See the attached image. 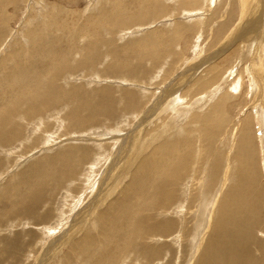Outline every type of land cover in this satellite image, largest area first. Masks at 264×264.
<instances>
[{"label": "rangeland", "instance_id": "rangeland-1", "mask_svg": "<svg viewBox=\"0 0 264 264\" xmlns=\"http://www.w3.org/2000/svg\"><path fill=\"white\" fill-rule=\"evenodd\" d=\"M9 1L0 0V264H201L206 243L200 251L195 237L217 218L202 209V176L222 157L224 193L235 186L245 125L264 183V107L252 85L264 86V30L250 46L239 40L264 0ZM218 106L223 124L211 133Z\"/></svg>", "mask_w": 264, "mask_h": 264}, {"label": "bare ground", "instance_id": "bare-ground-1", "mask_svg": "<svg viewBox=\"0 0 264 264\" xmlns=\"http://www.w3.org/2000/svg\"><path fill=\"white\" fill-rule=\"evenodd\" d=\"M202 1L203 0H181V4H195V5H198V4H201ZM246 1L247 0H243V1L240 2V4H242L244 2L246 3ZM1 3L4 4V5H8V3H10V1L9 0H3V1L1 0ZM128 9L129 10H132V11L142 10L143 9V4H138L137 6L135 5L133 8H128ZM262 12H264V11H262ZM102 16L105 17L106 15L104 14ZM97 18H99V17H97ZM120 18H122V17H119V19ZM63 21L64 20H60V22L57 23V20L55 19L52 23H53V26L54 25H56V26L58 25L57 27H62L63 28V27H66V26H64L65 23ZM262 24H263V27H261ZM243 25H244V23H243ZM245 28H247L248 31L246 30L245 32L241 33L239 40H244L245 42L248 43L247 45L250 46V42L251 41L249 40V37L248 36H256L257 34H261L263 32V30H264V14L261 15V19L255 18V19L251 20V24H249V26L248 27H245ZM189 29L190 28H184V27L183 28L180 27L179 29L176 28V32L178 30V33H175V34L182 35V33L184 31H187ZM220 29L222 30L223 28L221 27ZM91 32H93V31H91ZM92 34H95V33H92ZM148 38H149V39H147L148 41H150V42L154 41V37L148 36ZM251 39H253V38H251ZM153 46H154V48L156 47V45H153ZM251 71L254 72V66H253V68H251ZM109 72L111 74L113 73V71H109ZM56 76L57 75H52L50 78L54 79V78H56ZM254 80L255 81H252L253 82L252 83L253 90L254 89H258L261 92V98L259 96L260 101H258V102L262 105V107H264V91H263L264 90V86L262 84L257 85V83H256L257 79H254ZM175 82L174 83L173 82L170 83L167 86L168 89H165V91H163L162 93H159V95H160L159 97L161 98L162 103H165L163 105V107H166L167 105H169L172 102V98L171 97H172V94H175V92L174 93H171V89L173 87V84H176ZM201 88L203 89L204 88V85H201L199 87V89H201ZM196 89H198V88H196ZM183 91L184 90H180L179 89L177 92L180 94V93H183ZM184 93H185V91H184ZM184 95H186V93ZM175 96H174V98H175ZM177 97H179V96H177ZM146 98L149 99V97H146ZM137 99H139V98H137ZM140 100H143V98H141L139 100H136L135 103H133L134 105H131V107L132 108H136V104L138 105V103H140ZM173 104L175 105V103H173ZM156 106L158 107V112H160V109H161L162 106L159 107V103H156ZM152 108L153 107H151V109ZM223 110L224 109L222 107L218 106L217 109L215 110V112H213V113L214 114L218 113L220 116H222V111ZM153 112H155V111H151L150 112V115H149V118L150 119L153 116ZM12 113L13 112L8 113L7 116L9 114H12ZM206 117L208 118L209 115H207ZM216 119H217V121H216ZM207 120H208V124L211 126L208 129H209V131L212 130L211 131V133H212V132H214V129H215V127H213V126L214 125H218L219 126L220 120H222V123L220 124L219 128L221 127V125L223 124L224 117H221L218 120L217 114H216L211 119H207ZM256 122H257V120H256ZM2 124H3V120H2ZM7 127L8 126H6L5 128H7ZM243 127H244V130H245L244 135H243V139H245V141L243 143L241 142V146H243V145H245V146H244V149L240 150L239 156L238 155L235 156L236 161H237L236 164H239L238 179H236V181L233 180L232 177L230 179L231 180L230 182L235 181V186L233 185L234 186L233 188L229 187L228 190L224 193L225 189L227 188V184L226 183L229 181L230 175H229V172L224 169L222 157H220L221 159L219 161L218 160H215L216 163L214 164V173H210V171H209L208 174L207 173H204L203 176H202V178H204V179L201 182V190H205V191L206 190H210V191L206 192L203 195V198L201 200V202L203 203L201 205L202 206V209L203 210L205 209L206 214L209 215V217H210V216H213L214 215V210L211 211V209H215L216 208V212H217L216 217L217 218H216V223H214L212 225V227H213L212 231L210 229L207 231V223L208 222L206 221V216H203V214L202 215H198L201 218V220H200L201 223L203 225H205L206 231H207V232H204L203 234H199V236L197 238L195 237V240L197 239L200 242V251H201L202 246L206 243V245H205L206 246L205 247L206 248L205 251L203 252V250H202L203 254H205L206 256L204 257V259H203V261H202L201 264H205V263H208L209 264V263H212L213 260L211 259V257H218L219 258L221 255H223L224 258L225 257L226 258H229L232 261V264H252L255 261V259H256V263L257 264H263L264 263V223H263V217L264 216L262 215V212H263V209H264V186H263L264 183H263V180L258 179L259 173L261 175V178L263 177V174H262V171L260 170L261 164H260L259 159L257 158V161H258L257 165L258 166H256V164H253L252 163L253 162L252 161V156H253V151L254 150L252 149V143H251V134H252V132L250 130V127L248 125H245ZM7 129H9V127ZM7 129H5V133H7ZM262 129H263V134H264V123H262ZM216 131H218V130H216ZM252 131H253V135H254L253 136V139H252V142H253L255 140V127H253ZM203 137H204V139H206L205 142H210L211 143V141H215V140H212L211 139L210 132L209 133L208 132H203ZM3 139H9V137L3 138ZM126 139L124 141H126ZM114 153L117 154V155H115L117 157L118 156V153H116V152H114ZM119 156L121 157V155H119ZM155 158H156V162H162V157H160L161 159L159 160L157 156H153V157H150L149 158V163H152V162L155 163ZM258 167H260L259 170H258ZM231 173L232 174L234 173V169L231 170ZM213 176H215L214 181L212 180V177ZM34 178H36V177H34ZM33 181H34V179H33ZM161 184H163V183H161ZM218 184H219V186L217 187ZM175 185H177V184H175ZM41 188H42V185H41ZM175 188H176V186H175ZM164 192L162 193V195L164 194ZM171 192H172V190H171ZM201 194H202V191H201ZM124 197H125V195H124ZM208 197H211V200L209 201V203H208ZM220 197H222V200L220 199ZM163 200H164V197H163ZM219 200H221L220 204H219ZM208 204H210V205H208ZM218 204L220 205L219 207H218ZM178 205H180V204H178ZM141 206H142V204H141ZM206 209H210V211L208 212ZM46 217H49V216H46ZM182 224H183V222H182ZM208 224L211 225V221ZM70 225L71 224H69V226ZM74 225H75V223H74ZM171 225L172 224L170 223V227H171ZM111 228H112V226H111ZM70 229H71V227H70ZM159 229H160V227H159ZM68 230H69V228H68ZM191 230H192V228H191ZM110 231H111V229H110ZM111 232H113V231H111ZM113 233H111V234H113ZM205 233H206V235H205ZM257 234L260 235V238H259V236H257ZM183 235H184V233H183ZM199 237H201V238H199ZM102 238H103V236H102ZM112 238H110V240ZM104 239H106V238H104ZM201 239H204V240L203 241H200ZM113 241H111V243H113ZM108 242H110V241L108 240ZM105 247H106V245H105ZM108 247H110V245ZM195 248H196V246H195ZM103 250H106V249L104 248ZM126 250H127V248H126ZM198 252H199V249H198ZM198 252L196 254H199ZM257 253H260L261 256L259 257L257 255ZM196 254H195V257H196ZM203 254H201V255L203 256ZM195 257L193 256L194 259H196ZM97 261H99V260H97Z\"/></svg>", "mask_w": 264, "mask_h": 264}]
</instances>
